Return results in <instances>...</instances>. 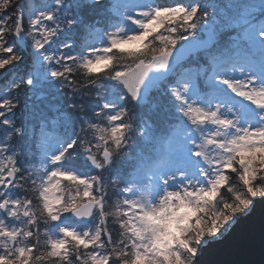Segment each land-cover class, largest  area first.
Wrapping results in <instances>:
<instances>
[{"label":"snow or ice","instance_id":"6c2138e0","mask_svg":"<svg viewBox=\"0 0 264 264\" xmlns=\"http://www.w3.org/2000/svg\"><path fill=\"white\" fill-rule=\"evenodd\" d=\"M0 77V264H194L264 197V0H0Z\"/></svg>","mask_w":264,"mask_h":264},{"label":"water","instance_id":"95a60500","mask_svg":"<svg viewBox=\"0 0 264 264\" xmlns=\"http://www.w3.org/2000/svg\"><path fill=\"white\" fill-rule=\"evenodd\" d=\"M236 250L243 255L241 264H264V197L254 199L250 211L222 239L202 247L194 264H236L230 259Z\"/></svg>","mask_w":264,"mask_h":264},{"label":"rangeland","instance_id":"374dc122","mask_svg":"<svg viewBox=\"0 0 264 264\" xmlns=\"http://www.w3.org/2000/svg\"><path fill=\"white\" fill-rule=\"evenodd\" d=\"M229 2H231V0H229ZM228 2V3H229ZM211 15H209V19H210ZM234 33V32H233ZM235 34V33H234ZM252 205H250L249 207L251 208ZM249 209L248 208H244L243 211L240 212H236L233 216V219L237 220V218H239L240 216L246 215L248 213ZM246 212V213H245ZM231 223V220H229L227 223H223L221 224L219 221L217 222V229L218 231L216 232V235H220L221 233H223L224 229L227 228L228 224ZM204 239H208L209 241H212L213 237L211 236H205ZM199 254V250L197 252V256Z\"/></svg>","mask_w":264,"mask_h":264},{"label":"trees","instance_id":"16d2710c","mask_svg":"<svg viewBox=\"0 0 264 264\" xmlns=\"http://www.w3.org/2000/svg\"><path fill=\"white\" fill-rule=\"evenodd\" d=\"M164 1H167V0H164ZM204 2L210 3V4L224 5L226 0H211L210 2L208 0H204ZM3 83H4V78L0 77V85H2ZM36 103H37L38 109L43 107L41 102L37 101ZM30 123L34 124V121H32ZM124 163H125V161L122 162V165H124Z\"/></svg>","mask_w":264,"mask_h":264},{"label":"bare ground","instance_id":"6f19581e","mask_svg":"<svg viewBox=\"0 0 264 264\" xmlns=\"http://www.w3.org/2000/svg\"><path fill=\"white\" fill-rule=\"evenodd\" d=\"M242 258H243V255H240L238 250L233 251L231 253L230 259H231L232 263L235 261L236 264H241V262L244 261V259H242Z\"/></svg>","mask_w":264,"mask_h":264}]
</instances>
